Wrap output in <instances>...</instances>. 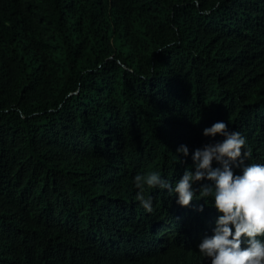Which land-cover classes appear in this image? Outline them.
<instances>
[{"label":"trees","instance_id":"trees-1","mask_svg":"<svg viewBox=\"0 0 264 264\" xmlns=\"http://www.w3.org/2000/svg\"><path fill=\"white\" fill-rule=\"evenodd\" d=\"M216 122L264 164V0H0V264H211L214 183L148 213L134 178Z\"/></svg>","mask_w":264,"mask_h":264},{"label":"clouds","instance_id":"clouds-1","mask_svg":"<svg viewBox=\"0 0 264 264\" xmlns=\"http://www.w3.org/2000/svg\"><path fill=\"white\" fill-rule=\"evenodd\" d=\"M194 3L199 7V0ZM203 14L207 15V10ZM203 135H220L224 140L196 149L192 154L195 171L186 169L174 188L158 172L135 176L134 184L139 190L136 198L148 213L153 211L152 197L144 194L147 185L174 191L177 203L188 207L197 195L193 185L205 180L213 182L214 187L201 183L199 197L207 204L206 198L211 196L220 215L213 235L199 243V253L211 264H264V164L244 166L250 155L242 151L246 139L239 132L229 131L224 122L205 128ZM177 153L187 157L189 149L181 145ZM214 162L219 166L213 167ZM234 168H242V175H236ZM198 211H203V206Z\"/></svg>","mask_w":264,"mask_h":264}]
</instances>
